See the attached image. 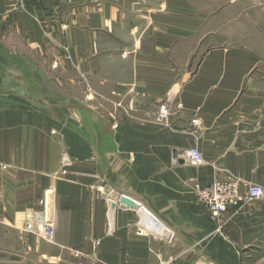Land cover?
<instances>
[{
	"label": "crops",
	"instance_id": "crops-1",
	"mask_svg": "<svg viewBox=\"0 0 264 264\" xmlns=\"http://www.w3.org/2000/svg\"><path fill=\"white\" fill-rule=\"evenodd\" d=\"M99 2L0 0V264L257 263L264 197L213 218L193 191L264 187V53L201 43L242 0ZM57 73L111 89L91 103ZM101 187L147 219L116 203L108 232Z\"/></svg>",
	"mask_w": 264,
	"mask_h": 264
},
{
	"label": "rangeland",
	"instance_id": "rangeland-1",
	"mask_svg": "<svg viewBox=\"0 0 264 264\" xmlns=\"http://www.w3.org/2000/svg\"><path fill=\"white\" fill-rule=\"evenodd\" d=\"M99 1H100L99 3L101 4V0ZM103 1H108V0H103ZM109 1L118 3L119 0H109ZM160 1L165 3L167 1L168 2H175V1L181 2V1H186V0H160ZM193 1H195L196 4L198 5L203 4V2L205 1H208L211 5H214L220 0H193ZM221 1H223V3L230 2V0H221ZM200 9L201 11H203L202 8ZM210 9L212 10V8ZM237 12H239L240 14L239 21L229 23L228 27L226 26L224 27L223 24L222 25L219 24V20H217L216 23L215 22L213 23V29H211V31H213L212 35L209 34L210 33L209 31H207L206 36L202 38L203 41L201 43L204 46L205 50L209 47L219 46L221 44L223 45H236V44L249 45L252 43L256 46L257 49H261L262 53H264V0H242V2L238 4L237 8L232 7L229 10L228 15L229 17L232 16L231 18H235V14ZM184 16L180 15V17H184ZM203 35L205 34H202V36ZM202 45H201V50H202ZM71 74L69 73L67 74V76L71 75V77L75 78V74L73 72H71ZM59 77L61 79L60 83L56 82L55 86L54 84L51 85L47 83L45 85L49 87L54 86L53 89L55 90V92H57V90L62 91L64 89H66L67 93L73 92L74 94L77 92H81V91L82 92L88 91L87 96L84 97V100H89L91 103H95V104L97 103V98L101 99V97L98 96L95 91L111 89L110 84L108 82L106 83L105 81L104 84L101 85L94 78H90V77L88 78L87 86H84V84L80 86V84L78 83H69V82H67L68 84H65L66 82H64L62 79L64 75L61 74L59 75ZM77 97L79 98V95ZM101 102H103L102 99H101ZM106 102L109 104L113 103L111 100L106 101ZM118 104L121 105L120 103ZM102 197H103V194H102ZM44 211L51 212L47 208H45ZM43 235L46 236L47 234H45L44 232ZM255 264H264V248L261 251L260 260H258V262Z\"/></svg>",
	"mask_w": 264,
	"mask_h": 264
},
{
	"label": "built area",
	"instance_id": "built-area-1",
	"mask_svg": "<svg viewBox=\"0 0 264 264\" xmlns=\"http://www.w3.org/2000/svg\"><path fill=\"white\" fill-rule=\"evenodd\" d=\"M164 106L161 107L160 112L164 114ZM197 118H193L192 125H196ZM183 154L186 156L187 161L192 165H201L204 163L201 152L198 148H189L183 150ZM195 205L206 211L210 217L216 218L225 213L226 210L232 207H241L243 204L255 201L264 197V187L259 184H251L244 181H238L236 179H229L225 181H214L209 185L201 186L196 185L194 188ZM100 192L103 194L104 200L109 205L111 197L108 191L104 188H100ZM114 213L108 211V232L112 231L111 217ZM45 219L43 220L44 232L47 235H51L54 230L52 224V213L45 211ZM26 229H30L28 226Z\"/></svg>",
	"mask_w": 264,
	"mask_h": 264
},
{
	"label": "water",
	"instance_id": "water-1",
	"mask_svg": "<svg viewBox=\"0 0 264 264\" xmlns=\"http://www.w3.org/2000/svg\"><path fill=\"white\" fill-rule=\"evenodd\" d=\"M114 193L115 192H113L110 195L111 202H110V205H109V209H110L111 213L113 212L114 207L116 206V203L123 204V205H125V206H127L129 208L134 209V210L137 209V210H139V213H141V209L142 210L144 209V208H142V206L140 205V203L136 199H133L129 195H127L125 193H119V194H116L117 196H115V198H114L113 197V195H115ZM46 196H47V202L49 203L50 200H51L50 192H47ZM146 214L148 215L147 211H146Z\"/></svg>",
	"mask_w": 264,
	"mask_h": 264
},
{
	"label": "bare ground",
	"instance_id": "bare-ground-1",
	"mask_svg": "<svg viewBox=\"0 0 264 264\" xmlns=\"http://www.w3.org/2000/svg\"><path fill=\"white\" fill-rule=\"evenodd\" d=\"M141 214H142V217H143V219H145V220H146V219H147V218H146V215H147V214H146V210H144V209L142 210V209H141ZM44 219H45V217H44ZM145 222L147 223V222H148V220H147V221H145ZM148 225H150V224H148V223H147V226H148Z\"/></svg>",
	"mask_w": 264,
	"mask_h": 264
}]
</instances>
